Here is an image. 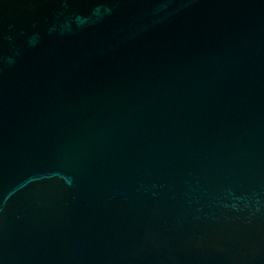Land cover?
I'll return each instance as SVG.
<instances>
[{"label": "water", "instance_id": "water-1", "mask_svg": "<svg viewBox=\"0 0 264 264\" xmlns=\"http://www.w3.org/2000/svg\"><path fill=\"white\" fill-rule=\"evenodd\" d=\"M0 264H264V0H0Z\"/></svg>", "mask_w": 264, "mask_h": 264}]
</instances>
